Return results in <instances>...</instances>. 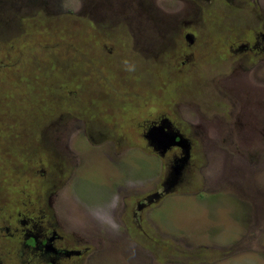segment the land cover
Wrapping results in <instances>:
<instances>
[{
  "label": "rangeland",
  "instance_id": "rangeland-1",
  "mask_svg": "<svg viewBox=\"0 0 264 264\" xmlns=\"http://www.w3.org/2000/svg\"><path fill=\"white\" fill-rule=\"evenodd\" d=\"M151 2L0 0V224L53 191L64 241L95 264H264V57L228 59L264 31V0ZM212 75L261 106L210 104ZM160 112L191 139L190 164L145 139ZM15 247L0 231L5 264H22Z\"/></svg>",
  "mask_w": 264,
  "mask_h": 264
},
{
  "label": "flooded vegetation",
  "instance_id": "flooded-vegetation-1",
  "mask_svg": "<svg viewBox=\"0 0 264 264\" xmlns=\"http://www.w3.org/2000/svg\"><path fill=\"white\" fill-rule=\"evenodd\" d=\"M148 1L150 4L152 3L151 0ZM239 8L243 9L244 12L246 13H251L253 16L259 17V14L258 12H256L255 8L252 9L248 7H239ZM147 10L148 8H146V11ZM157 11L161 13L158 9ZM247 35L248 33H244V35L240 36V38L236 37L235 40H233V42L230 45H228V51H229L228 59L233 60L232 61L233 64L239 62L241 68L244 67V65H248V64H250L249 66L252 67L256 66V64H258V62L264 57V31H262L261 29H257L255 35H251L252 36L251 39L244 40L245 36ZM187 37H188V42L190 43V45H192L194 41L192 34H187ZM231 53L234 54L244 53V54L240 56H232ZM175 54H174V62H175L174 67H176V70H174V72L180 73L179 63L185 65L187 61L190 62L189 58L190 57L192 58L193 52L190 50L189 53L187 55H184L182 59L180 58V56L176 58ZM162 70H165L163 66H162ZM188 74H190L189 77H192L191 72H188ZM215 78L216 77L212 75L211 81L215 86L217 93L219 94L220 97L217 100H215L216 103L213 101H209L210 104L214 103L215 106L217 105L221 106L222 108H224L226 113H230L231 111H233L234 110L233 108H235V106L236 107L241 106L242 102L240 101V99L243 100V98L239 97L240 94L236 92L233 93L227 90L223 92L221 89H217L218 85L217 82L215 81ZM257 83L259 82L257 81ZM255 85L256 84L253 82L252 87ZM236 87L235 88L232 87V89L236 91ZM255 94H257L258 96ZM174 97L175 100L178 101L180 100V97L178 95H175ZM192 97H196V95H193ZM254 97H255L254 99L256 100V104L253 103L255 101H252L250 100V98H248V102H243L242 106H250L249 104L251 103L253 104V106H261L259 92H254ZM172 120L173 119L170 116L168 117V115L165 114L164 112H160L158 114L157 119L152 120L151 123L148 125L144 137L149 142V140L146 137V134L153 127H155L156 132L154 133L156 134L155 135L151 134V137L154 140L153 141L154 144H150V143L149 144L154 150L158 151V154H162L164 156L169 150L173 148H178L179 153H184L183 150L186 147H188L186 142L184 144L181 143L182 146L170 145L169 147H167L166 151L160 153L159 150L163 149L165 146L164 142H167L168 140L169 141L172 140V139L166 140L164 138L165 135L169 136L168 134H166V132L168 131L170 134H177V136L175 137L176 141L179 140L181 136V139H185L187 142H189V156L187 159L184 158L183 160L180 159V162L184 163V165L186 164L188 165L190 164V160L192 156L191 139L188 136H186V134H184L182 131H180L179 128H177V126L172 122ZM155 145L157 147H155ZM244 145L246 144L244 143ZM246 151L251 153V151L248 148ZM175 157L177 158V156ZM43 172L45 171L43 170ZM35 190L36 189H34L33 191ZM52 194L53 191L51 192V195H49V198H47L44 201L47 202V205L51 206L50 212H48L45 209L44 202L41 205L40 203L41 199L40 200L36 199L34 202V200L32 201L29 198V200L21 201L16 205L18 206L17 209L22 205H24L26 209H24L23 211L18 210L15 215L11 216L10 222L5 224H0V231H2V233L5 236L16 237V247L14 249L15 252L17 251V253H15L16 259L19 260L22 264H95L97 259L90 261L91 254H88V251L92 249L90 248V246H82V247L71 246L68 242L66 243L64 241V235L61 233L62 232L61 230H63V226L58 221L59 218L57 217L55 211H53V206L51 204ZM29 195L30 197H32L31 194ZM38 204L39 207H37ZM138 205H141L143 207L144 203L139 202ZM77 206L79 207L78 212L80 213V215L83 216L84 219L91 221L93 218V213L91 210L92 205L86 203L85 204L77 203ZM106 207L108 206H105L104 210H106V212L110 211L112 214V208L110 207L106 208ZM99 221L101 222L102 220L99 219ZM107 221L110 223L109 219ZM106 226L109 227L108 225ZM78 241H80V237L78 238ZM0 264H5L1 260V258H0Z\"/></svg>",
  "mask_w": 264,
  "mask_h": 264
},
{
  "label": "water",
  "instance_id": "water-1",
  "mask_svg": "<svg viewBox=\"0 0 264 264\" xmlns=\"http://www.w3.org/2000/svg\"><path fill=\"white\" fill-rule=\"evenodd\" d=\"M154 132H156L155 131V127H153L147 134H146V137H147V139L149 140V143L150 144H154V140H153V138L151 137V134H153V135H155L156 133H154ZM166 134H168L169 136H164V138L167 140V139H172L171 141H167V142H164L165 143V146H164V148L163 149H161V150H159L160 151V153H163L164 151H166V149H167V147H169L170 145H180V146H182V144L181 143H187V145H188V147H186L184 150H183V152H184V156H183V158L184 159H187L188 158V156H189V144H188V142L185 140V139H181V136H180V139L179 140H175V137L177 136V134H170L168 131L166 132ZM160 136V135H159ZM154 137V136H153ZM156 137H157V135H156ZM164 138H163V140H164ZM155 139V138H154ZM160 139V138H159ZM175 140V141H174ZM155 147H157L156 145H155Z\"/></svg>",
  "mask_w": 264,
  "mask_h": 264
},
{
  "label": "crops",
  "instance_id": "crops-1",
  "mask_svg": "<svg viewBox=\"0 0 264 264\" xmlns=\"http://www.w3.org/2000/svg\"><path fill=\"white\" fill-rule=\"evenodd\" d=\"M222 174H225V173H222ZM225 175H226V174H225ZM241 216L243 217V216H245V214L243 213V215L241 214ZM257 216L264 218V215H263V214H260V215H257ZM253 218H254V215H253ZM262 218H261V219H262ZM263 228H264V226H260L261 231H263ZM243 258H244V257H243ZM254 261H255L254 264H259V263H257V259L254 260ZM246 262H247V260H244V259H242V261H241L242 264H246ZM216 264H217V263H216ZM221 264H225V262L222 261Z\"/></svg>",
  "mask_w": 264,
  "mask_h": 264
},
{
  "label": "clouds",
  "instance_id": "clouds-1",
  "mask_svg": "<svg viewBox=\"0 0 264 264\" xmlns=\"http://www.w3.org/2000/svg\"><path fill=\"white\" fill-rule=\"evenodd\" d=\"M125 63H127V62H125Z\"/></svg>",
  "mask_w": 264,
  "mask_h": 264
}]
</instances>
